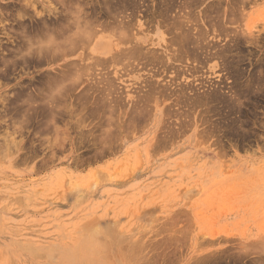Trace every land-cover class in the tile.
Here are the masks:
<instances>
[{
  "label": "rangeland",
  "instance_id": "1",
  "mask_svg": "<svg viewBox=\"0 0 264 264\" xmlns=\"http://www.w3.org/2000/svg\"><path fill=\"white\" fill-rule=\"evenodd\" d=\"M27 1L0 0V19L6 15L2 22L8 27L4 32L0 25L2 46L8 42L14 47L10 41L20 40L17 21L29 25L35 20ZM31 1L48 20L54 17L46 9H64L57 0ZM181 1L176 0L168 14H176V19L178 13L189 15L188 23L181 16L179 21L194 28L193 37L206 29L203 48L189 44L183 50L174 44L182 60H166L169 37L177 32L174 17L170 22L169 15H137L133 20L141 21L149 42L158 41L160 34L164 37L165 47L154 46L157 61L145 66L143 61L138 66L94 65L74 90L79 95L86 92L82 104L72 91L65 102L70 111L56 120L47 122L51 118L45 114L40 121L23 116L24 111L19 115L15 107L21 110L20 100L11 106L9 102L19 85L32 90L45 84L41 79L46 80L49 71L69 69L66 64L77 60V52L15 66L13 71L5 67L0 94L10 97L6 108L16 114L0 104V264L69 263L66 251L83 248L80 240L85 235L84 243L91 239V249L100 255L90 254L85 243L88 260L97 259L89 264H264V0H188L191 4L185 8ZM140 3L142 11H155L169 0ZM12 12L26 16L20 20ZM168 22L176 32L167 31ZM10 25L11 32L16 27V36L8 30ZM7 44L0 50L10 57L14 52L9 49H15ZM103 79H113V86L107 87ZM150 82L152 89L146 85ZM93 238L99 241L96 246ZM118 246L126 247V255ZM76 257L73 264H79Z\"/></svg>",
  "mask_w": 264,
  "mask_h": 264
},
{
  "label": "bare ground",
  "instance_id": "2",
  "mask_svg": "<svg viewBox=\"0 0 264 264\" xmlns=\"http://www.w3.org/2000/svg\"><path fill=\"white\" fill-rule=\"evenodd\" d=\"M19 1V0H18ZM49 0H46V2H48ZM56 1V0H55ZM59 4H61V7L64 6V9H60L59 11H56V8H48L46 9L47 13L49 16H50V12H52L53 14V17L54 19L51 20V19H47L44 14L45 12L43 13L42 11L40 12L39 10H36L35 9V5H34V1L32 2L31 0L27 1L26 2V5L29 4L30 7H32V9L34 10V15L33 17H35V20L33 21V19H31V23L29 25H27V22H23L24 20H21L20 18L23 19V17L26 16V14L22 13L20 14L22 11H19V8L17 10V12L19 11L20 13H16V12H12V14L16 13L18 15V18L21 20L20 22H18V18L17 16L15 15L14 18H16L15 20H12L11 22L14 23V21H17V23H19L17 26V29H18V32L15 31L16 30V27H15V30L14 32H17L19 33L18 34H14V32L12 33L11 30L14 29L12 27L14 26H9L11 28H9L8 30H10V33L14 34V36L16 37H20L19 41H15L17 38H13V40L9 39V37H7V41L8 40H11L10 42H13L15 43L14 47L12 46H8V42L3 44V46L6 47V44H7V47H12L14 48L15 50L13 51H10L9 49V53L10 52H14L12 54V56L10 55V57L8 55H5L6 52L3 53V51L0 50V67L3 68V69H0V77L1 76H6V74L8 73L5 69V67L7 66H10V68L12 69V71L15 69L14 67L15 66H21L22 68H24V65H28V64H31V62H37L39 63L40 61H43L42 59H45L46 57L48 58H57L58 54L60 57H64L66 55V53H69V54H73L74 52H77V60L76 61H70L67 62V66L69 67V69H64L63 71H60V69L62 70V68L59 69V72L58 73H54V74H50V71L48 73V76L45 77L46 80L44 79H41L42 80V84L45 83L44 85H41V83H38V85L36 86V88L32 89L31 88H27L26 86L24 85H19L20 88L18 89V91L16 90V92L14 91L12 96H11V102L8 101V99L10 98L7 94H5L6 96L2 97V95L0 96V104L2 103L3 106L7 103L6 102H9L11 103L9 106L12 105V101H19L20 100V103H21V110H19V108L17 107L16 104H14V107L16 105V113L17 112H23L25 114L22 113V115L24 116H28V117H32V116H37L40 120V117L42 115L43 118H45V114L46 115H49V117L51 119H48L47 122H49L50 120H56V118L58 119L59 117H61L65 112L68 113L70 111L69 107L65 105V102H69L67 101V99L70 100V95L72 93V96L74 94H77V104H82L81 100L83 98H86V94H82V93H86V92H81L80 91V95L78 94L77 92H74V90L77 88V86L79 87L83 80H82V77H83V74L85 73V71H88L90 68H94V65H101L102 66H105V64H108L109 65H112V64H117L118 62L119 63H124V65H137L139 64L140 61H143L142 63L144 64L143 66H145V64L147 65L148 63H152L154 61H157L158 57V52L156 51V48L154 47L155 45H160V44H163L164 43V37L162 34H160L159 36V39L158 41H153V42H149L150 38L146 37L145 33H143V28L142 29V24H141V21L138 20L137 23L134 22L133 19H135V17H145V16H148L149 18H154L155 16L157 17L158 15H161L163 16L164 18H166L169 14L168 12L170 11L171 12V9L172 8V5L175 4V1L176 0H169V3L164 5L163 8H160V9H157L155 11H151L149 10V8H146L142 11L141 6L142 4L140 2H144V0H95L92 2H90V4H88L87 1L85 0H57ZM191 1V0H190ZM190 1L188 0H182L181 1V4L184 6L185 8V5L187 4V6L189 5ZM198 1V0H197ZM21 2V1H20ZM36 2V1H35ZM54 2V1H53ZM158 2V1H157ZM189 2V3H188ZM215 2V1H214ZM51 3V2H50ZM57 3V2H56ZM70 3H74L73 5L75 7L71 8V6H68L70 5ZM83 7H82V5ZM161 3V1H160ZM192 3H193V0H192ZM217 3V2H216ZM21 4V3H20ZM77 4V5H76ZM90 5V9L88 11L85 10V7L86 5ZM180 4V6H181ZM191 4V3H190ZM215 4V3H214ZM213 4V5H214ZM221 4V3H220ZM10 5V4H9ZM48 5V4H47ZM51 5V4H50ZM80 5V6H79ZM217 5V4H216ZM215 5V6H216ZM14 6V5H13ZM162 6V5H161ZM179 6V5H178ZM54 7V6H53ZM148 7V5H147ZM160 7V6H159ZM190 7V6H189ZM171 8V9H170ZM188 8V7H186ZM218 8V7H217ZM1 9V8H0ZM4 9V8H3ZM2 9V10H3ZM15 9V8H14ZM43 10L45 8H42ZM190 9V8H188ZM187 9V10H188ZM213 9H214V6H213ZM219 9V8H218ZM217 9V10H218ZM5 10V9H4ZM52 10V11H51ZM55 10V12H54ZM175 10V9H174ZM177 10V9H176ZM179 12H181V10H183V8L181 9H178ZM186 10V9H185ZM184 10V12H185ZM191 11V9H190ZM210 11V9H209ZM214 11V10H213ZM4 12V11H3ZM1 10H0V15L3 13ZM178 12V11H177ZM176 12V13H177ZM187 12V11H186ZM185 12V13H186ZM189 12V11H188ZM8 13V12H7ZM175 13V12H174ZM183 13V12H182ZM210 13V12H209ZM12 14H9V15H12ZM172 14V13H171ZM184 14V13H183ZM187 14V13H186ZM185 14V15H186ZM4 15V14H3ZM188 15V14H187ZM197 15V14H196ZM6 16V15H4ZM3 16V17H4ZM160 16V17H161ZM166 16V17H165ZM176 16V14L174 15ZM173 14L172 16L169 15V18L171 19L170 22H172V19H173ZM178 21H177V24L176 23V17H174L175 21L173 20L172 25L176 26V30L177 32L173 29V27H169V22H168V25H166V28H167V31H169L170 28L171 31H175L176 32V35H174V38H170V43H169V49H167L168 52H166V49L163 50L162 52H166V53H169L171 50V53L169 55V57L166 56V60L169 59V61L171 60L172 62L173 61H177V60H182L181 57H178L177 54L175 53V50L174 49H185V46L187 47H190L189 44H191V47L193 48V45L199 49L203 48V45L205 44V35L204 32L206 29L203 28H200L198 31H196L197 33L195 34V36H191L192 35V31L194 28L192 27H183V25L189 21V19H187L189 17V15L187 16H182V15H179L178 13ZM179 16L183 17L181 19H184L185 18V23L184 21L182 20V23H180L179 21ZM3 17H1L0 19V25L2 26V29L3 31L5 32V28H8L6 25V27L4 26V22L3 21ZM8 17V15H7ZM10 17V16H9ZM13 17V15H12ZM159 17V18H160ZM3 18V19H2ZM13 18V19H14ZM28 18V17H27ZM158 18V19H159ZM162 18V17H161ZM190 18V17H189ZM197 18V16H196ZM11 19V18H10ZM25 19V18H24ZM138 19V18H137ZM145 19V18H144ZM180 19V20H181ZM207 19V18H206ZM5 20V19H4ZM147 20V19H146ZM160 20V19H159ZM163 20V19H162ZM161 20V21H162ZM168 20V19H167ZM167 20L165 19V21L167 22ZM133 21V22H132ZM151 21V20H150ZM160 21V22H161ZM10 22V23H11ZM34 22V23H33ZM149 22V21H148ZM179 22V24H178ZM200 22V21H199ZM144 23V22H143ZM150 23V22H149ZM184 23V24H183ZM188 23V22H187ZM161 24V23H160ZM164 24V23H163ZM181 24V26H179ZM183 24V25H182ZM192 24V22H191ZM209 24V23H208ZM215 24V23H214ZM15 25V23H14ZM170 25V26H171ZM178 25V27H177ZM193 25V24H192ZM191 25V26H192ZM161 26V25H160ZM213 26V25H212ZM162 27V26H161ZM195 27V26H194ZM209 27V26H208ZM214 27V26H213ZM212 28L211 31H212ZM1 28V27H0ZM148 28V27H147ZM146 28V29H147ZM150 29V28H149ZM165 29V28H164ZM1 30V29H0ZM7 30V29H6ZM8 30H7V33H8ZM209 30V28H208ZM207 30V31H208ZM216 30V29H215ZM2 31V30H1ZM0 31V33H1ZM2 31V32H3ZM147 31V30H146ZM3 32V34H4ZM206 33H209V32H206ZM11 34V35H12ZM210 35V33H209ZM7 36V34H6ZM9 36V35H8ZM3 37V36H2ZM12 38V36H10ZM167 39V38H166ZM172 39V40H171ZM246 39V38H245ZM18 40V39H17ZM4 41V40H3ZM2 41V42H3ZM208 41V40H207ZM244 41V40H243ZM162 42V43H161ZM11 44V43H10ZM176 44V45H174ZM193 44V45H192ZM12 45V44H11ZM151 45V46H150ZM164 47L166 46V44L164 43L163 44ZM173 45L175 47H178V48H173ZM3 46L1 45V40H0V49L3 48ZM25 47V49H24ZM186 47V48H187ZM218 47V46H217ZM7 49V48H6ZM7 50H4V51H8ZM24 49V51L22 50ZM27 49V50H26ZM190 49V48H189ZM242 49V48H241ZM3 50V49H2ZM12 50V49H11ZM26 50V51H25ZM217 50V49H216ZM225 50V49H224ZM19 51H23L25 55H22V53H17ZM159 51V50H158ZM197 51V50H196ZM157 52V53H156ZM17 53V54H16ZM161 53V52H160ZM219 53V52H217ZM221 53V52H220ZM225 53V52H224ZM223 54V53H222ZM16 55H21L20 58L18 59V56L16 57ZM8 56V57H7ZM58 56V57H59ZM230 56V55H229ZM217 57V56H216ZM224 57V56H223ZM236 57V56H235ZM221 58V57H220ZM225 58V57H224ZM76 59V58H75ZM219 59V58H218ZM227 59V58H226ZM238 59V58H237ZM52 60V59H51ZM55 60V59H54ZM74 60V59H73ZM240 60V59H239ZM49 62V60H47ZM53 61V60H52ZM69 61V60H68ZM237 61V60H236ZM148 62V63H147ZM185 62V61H183ZM181 62V64L183 63ZM187 62V61H186ZM191 62V61H190ZM223 62V61H222ZM264 62V61H263ZM69 63V65H68ZM160 63V62H159ZM73 64V65H72ZM104 64V65H103ZM141 64V62H140ZM139 64V65H140ZM222 64V63H221ZM236 64V63H235ZM131 65V66H133ZM64 66V65H63ZM73 66V68L71 67ZM122 66V65H121ZM125 66H123L122 68H124ZM67 67V68H68ZM112 67V66H111ZM155 67V66H154ZM8 68V67H7ZM32 68V67H31ZM37 68V67H36ZM66 68V67H65ZM127 68V67H126ZM141 68V66H140ZM184 68V67H183ZM223 68V67H222ZM21 69V68H20ZM98 69V68H97ZM102 69V68H101ZM120 69V67H119ZM193 69V68H192ZM227 69V68H226ZM22 70V69H21ZM58 70V69H57ZM91 70V69H90ZM95 70V69H94ZM103 70V69H102ZM106 70V69H105ZM109 70V69H107ZM183 70V69H182ZM230 70V69H229ZM6 71V72H5ZM11 71V70H10ZM9 71V72H10ZM92 71V70H91ZM100 71V69H99ZM110 71V70H109ZM127 71V70H126ZM134 71V70H133ZM152 71V70H151ZM54 72V71H52ZM56 72V71H55ZM125 72V71H124ZM135 72V71H134ZM176 72V71H174ZM228 72V71H227ZM5 73V74H4ZM47 73V72H46ZM45 73V74H46ZM95 73V72H94ZM97 73V72H96ZM101 73V72H99ZM103 73V72H102ZM111 73V71H110ZM132 73V72H131ZM165 73V72H163ZM237 73V72H236ZM50 74V75H49ZM98 74V73H97ZM96 74V75H97ZM123 74V73H122ZM136 74V73H135ZM173 74V73H171ZM177 74V73H176ZM174 73V75H176ZM239 74V73H238ZM88 75H89V72H88ZM101 76L103 74H100ZM116 75V74H115ZM92 76V75H91ZM94 76V75H93ZM121 76V75H119ZM123 76V75H122ZM125 76V75H124ZM253 76V75H252ZM88 77V76H87ZM95 77V76H94ZM106 77V76H105ZM108 77V76H107ZM116 77V76H115ZM153 77V74L152 76H150V78ZM177 77V76H176ZM179 77V75H178ZM251 77V76H250ZM258 77V76H257ZM261 77V76H260ZM39 77L37 76V81L39 82L40 78L38 79ZM42 78V77H41ZM111 78V77H110ZM146 78V77H145ZM149 78V77H148ZM238 78V77H237ZM256 78V77H255ZM262 78V77H261ZM102 80V78H100ZM173 79V78H172ZM225 79V78H224ZM44 80V81H43ZM104 80V79H103ZM115 80V79H114ZM148 80V79H147ZM163 80V79H162ZM177 80V79H176ZM261 80V79H260ZM105 83L106 81L108 82V86H113V79L112 80H104ZM171 81V80H170ZM249 81V80H248ZM19 82V81H18ZM96 82V81H95ZM251 82V81H250ZM97 83V82H96ZM95 83V84H96ZM100 82H98L99 84ZM102 83V81H101ZM100 83V84H101ZM151 83V82H150ZM146 84L148 86V88H151L152 89V83L150 84ZM159 83V82H158ZM253 83V82H252ZM251 83V84H252ZM17 84V83H16ZM21 84V83H20ZM30 84V83H29ZM27 84V85H29ZM34 84V81L33 83ZM31 84V85H32ZM83 84V83H82ZM133 84V83H132ZM246 84V83H245ZM122 85V84H121ZM145 85V86H146ZM168 85V84H167ZM218 85V84H217ZM250 85V84H249ZM247 85V86H249ZM254 85V84H253ZM17 86V85H16ZM30 86V85H29ZM92 86V85H91ZM94 86V85H93ZM116 86V85H115ZM181 86V85H180ZM184 86V85H183ZM182 86V87H183ZM258 86V84H257ZM31 87V86H30ZM103 87V86H102ZM159 87V86H157ZM186 87V86H185ZM195 87V86H194ZM252 87V86H251ZM110 88V87H109ZM114 89V87H112ZM155 88V87H154ZM189 88V87H188ZM193 88V87H192ZM255 88V87H254ZM27 89H30L27 90ZM96 89V88H95ZM108 89V88H107ZM106 89V90H107ZM156 89V88H155ZM180 89V88H179ZM218 89V88H217ZM252 89V88H251ZM94 90V88H93ZM142 90V89H141ZM182 90V88H181ZM211 90V89H210ZM209 90V91H210ZM214 90V89H213ZM246 90V89H245ZM256 90V89H255ZM99 91V90H98ZM111 91V90H110ZM117 91V90H116ZM152 91V90H151ZM151 91L148 92L150 93L151 95ZM158 91V90H156ZM163 91V90H161ZM180 91V90H179ZM178 91V92H179ZM217 91V90H216ZM250 91V90H249ZM97 92V91H96ZM100 92V91H99ZM106 92V91H105ZM104 92V93H105ZM112 92V91H111ZM160 92V91H159ZM158 92V93H159ZM177 92V93H178ZM109 93V91H108ZM115 93V92H114ZM121 93V91H120ZM124 93H126L124 91ZM143 93V92H142ZM167 93V92H165ZM164 93V95H165ZM182 93V92H181ZM180 95L182 96L183 94L185 93H182ZM187 93V92H186ZM218 93V92H217ZM220 93V92H219ZM249 93V92H248ZM90 94V93H89ZM92 94V93H91ZM106 94V93H105ZM110 94V93H109ZM145 94V93H144ZM157 94V93H156ZM179 94V93H178ZM196 94V93H195ZM231 94V93H230ZM234 94V93H233ZM238 94V93H237ZM246 94V93H245ZM154 95V94H153ZM189 95V94H188ZM191 95V94H190ZM189 95V96H190ZM218 95V94H217ZM90 96V95H89ZM95 96V95H94ZM102 96V95H101ZM117 96V95H116ZM131 96V95H130ZM161 96V95H160ZM163 96V95H162ZM167 96V95H166ZM169 96V95H168ZM184 96V95H183ZM202 96V95H201ZM215 96V95H214ZM213 96V97H214ZM113 97V96H112ZM154 97V96H153ZM185 97V96H184ZM187 97V96H186ZM197 97H200V96H197ZM212 97V96H211ZM217 96H215L216 98ZM119 98V97H118ZM138 98V97H137ZM190 98V97H189ZM196 98V96H195ZM262 98V97H261ZM76 99V97H75ZM158 99V98H157ZM164 99V98H163ZM178 99V98H177ZM181 99V98H180ZM218 99V97L216 98ZM235 99V98H234ZM215 100V99H214ZM221 100V99H220ZM224 100V99H222ZM92 101V100H91ZM94 101V100H93ZM115 101V100H114ZM134 101V100H133ZM152 101V100H151ZM175 101V100H174ZM199 101V100H198ZM104 102V101H103ZM147 102V101H146ZM156 102V101H155ZM154 102V103H155ZM17 103V102H16ZM86 103V102H85ZM90 103V102H89ZM111 103V102H110ZM116 103V102H115ZM138 103V102H137ZM150 103V102H149ZM178 103V102H177ZM198 103V102H197ZM1 104V105H2ZM19 104V103H18ZM62 104V105H61ZM64 104V106H63ZM88 104V102H87ZM141 104V103H140ZM4 106L5 109H7L6 107L7 106ZM69 105V103H68ZM120 105V104H119ZM8 106V107H9ZM66 106V107H65ZM80 106V105H79ZM139 106V105H138ZM63 107V109H62ZM123 107V106H122ZM133 107V106H132ZM143 107V106H142ZM173 107V106H172ZM212 107V106H211ZM95 108V107H94ZM113 108V106H112ZM135 108V107H134ZM167 108V107H166ZM242 108V107H241ZM8 109H11L10 107ZM7 109V110H8ZM85 109V108H83ZM96 109V108H95ZM121 109V107H120ZM176 109V108H175ZM12 110V109H11ZM11 110H8V111H11ZM77 109H75L76 111ZM86 110V109H85ZM114 110V108H113ZM123 110V109H122ZM134 110V109H132ZM145 110V109H144ZM204 110V109H203ZM1 111V110H0ZM109 111V110H108ZM107 111V112H108ZM140 111V110H138ZM231 111V109H230ZM6 111H4V114H5ZM12 112V111H11ZM10 112V113H11ZM13 112L15 113V111L13 110ZM12 112V113H13ZM104 112V111H103ZM112 112V111H111ZM132 112V111H131ZM201 112V111H200ZM8 113V112H6ZM11 113V114H12ZM15 113V114H16ZM17 113V114H19ZM75 113V112H74ZM95 112L91 113L90 114H94ZM102 113V112H101ZM114 113V112H113ZM116 113V112H115ZM127 113V112H126ZM134 113V112H133ZM136 114H138L137 112H135ZM142 112H140L141 114ZM230 113V112H229ZM105 114V113H104ZM103 114V115H104ZM112 114V113H111ZM139 114V115H140ZM148 114V113H147ZM171 114V113H170ZM173 114V113H172ZM223 114V113H222ZM20 115V114H19ZM86 115V114H85ZM97 115V114H95ZM126 115V114H125ZM134 116V114H132ZM137 115V116H139ZM224 115V114H223ZM11 116V115H10ZM13 116V115H12ZM15 116V115H14ZM21 116V118L23 117ZM68 116V115H67ZM108 116H109V113H108ZM130 116V115H129ZM128 116V117H129ZM41 117V119H42ZM74 117V116H73ZM102 117V116H100ZM136 117V116H135ZM140 117V116H139ZM211 117V116H209ZM240 117V116H239ZM5 118V117H4ZM38 118H35L38 119ZM86 118V117H85ZM120 118V117H119ZM28 119V118H27ZM31 119V118H30ZM94 119V118H93ZM109 119V118H108ZM111 119V117H110ZM126 119V117H125ZM131 119V118H130ZM210 119V118H208ZM25 120V119H24ZM33 120V119H32ZM52 120V121H53ZM105 120V119H104ZM41 121V120H40ZM39 121V122H40ZM95 121V120H94ZM99 121V120H98ZM117 121V120H116ZM110 122V120H109ZM37 123V122H35ZM42 123V122H41ZM40 123V124H41ZM54 123V122H53ZM64 123V122H63ZM113 123V122H112ZM117 123V122H116ZM115 123V125H116ZM132 123V122H131ZM27 124V123H26ZM48 124V123H47ZM57 124V123H56ZM78 124V123H77ZM80 124V123H79ZM101 125V123H99ZM133 124V123H132ZM49 125V124H48ZM47 125V126H48ZM53 125V124H52ZM93 125V124H92ZM134 125V124H133ZM46 126V127H47ZM51 126V125H50ZM75 126V125H74ZM79 126V125H77ZM232 126V125H231ZM41 127V126H40ZM53 127H57V126H53ZM98 127V126H97ZM101 127V126H100ZM110 127V126H109ZM59 128V127H58ZM56 128V129H58ZM64 128V127H63ZM106 128V126H105ZM41 129V128H40ZM51 130V128H49ZM55 129V128H54ZM55 129V132L57 131ZM111 129V128H110ZM109 129V130H110ZM43 130V129H42ZM47 130V129H46ZM70 130V129H69ZM107 130V129H106ZM48 131V130H47ZM94 131V130H93ZM111 131V130H110ZM123 131V130H122ZM91 132V131H90ZM84 133V132H83ZM93 133V132H92ZM101 133V132H100ZM113 133V132H112ZM120 133V132H119ZM108 134V132H107ZM94 141V140H92ZM96 229V228H95ZM97 230V229H96ZM101 230V229H100ZM90 232V231H89ZM94 232V231H93ZM114 232V231H112ZM91 233V232H90ZM93 234V233H92ZM105 234V233H104ZM89 235V234H88ZM97 235V234H95ZM92 237V235H89ZM108 236V235H107ZM114 236V235H113ZM86 235H85V239H82L80 240L81 241V244H83V248L82 246L80 247L79 251L81 250V252H76L74 253V251H77V247L74 251H66V254H70V258L66 256L65 259H69V263L68 262H65V264H73L74 263V259H76L78 256V261L79 264H89L90 262H88L89 260H93V259H96L94 258L93 254L95 253V251L97 250L96 247H93L95 251H93V249H91V244H90V240L87 242L89 243L90 245V250L88 249L89 245L86 246L87 242L84 243L83 240L86 241ZM104 237V236H103ZM88 239V238H87ZM97 239V238H96ZM119 239V238H118ZM94 240V238H93ZM110 240V239H109ZM112 240V239H111ZM122 240V238H121ZM124 241V240H123ZM126 241V240H125ZM135 241V240H134ZM133 241V242H134ZM83 242V243H82ZM95 242V245L96 246V243H98L97 241H93ZM102 243V241H100ZM136 242V241H135ZM138 242V241H137ZM91 243H92V240H91ZM108 243V242H107ZM119 243V241H118ZM132 243V242H131ZM130 243V244H131ZM78 244V243H77ZM80 244V243H79ZM94 244V243H93ZM100 244V243H99ZM99 244H97V246H99ZM104 244V243H102ZM116 244V243H115ZM121 244V243H120ZM85 245V246H84ZM111 245V244H110ZM107 246V244H106ZM122 247V245H120ZM132 246H133V243H132ZM142 246V244H141ZM125 247V246H124ZM134 247V246H133ZM82 248V249H81ZM126 248V247H125ZM124 248V249H125ZM70 249V248H69ZM102 249V248H101ZM122 254L124 255L125 253H123V248H118ZM123 249V250H122ZM91 252H94L92 254V252L90 253L89 251ZM140 250V249H139ZM83 251V252H82ZM99 252V250H97ZM102 251V250H101ZM118 251V252H120ZM127 251V250H126ZM68 252V253H67ZM97 252V253H98ZM105 251H103L104 253ZM129 251H127L128 253ZM134 252V251H133ZM71 253H74L71 255ZM78 253H81L80 255ZM92 254L93 258L90 257V259L88 260L89 256H91L90 254ZM96 254V256H98V254ZM75 254H78V255H75ZM101 254V253H100ZM120 254V253H119ZM121 254V255H122ZM130 254V253H129ZM134 254H136L134 252ZM75 255V256H73ZM126 255V254H125ZM133 255V254H132ZM69 256V255H68ZM72 256V257H71ZM100 256V255H99ZM98 256V257H99ZM102 256V254H101ZM106 256V255H105ZM135 256V255H134ZM137 256V254H136ZM63 257V256H62ZM103 257V256H102ZM120 257V255H119ZM124 257V256H122ZM132 257V256H131ZM130 257V258H131ZM92 258V259H91ZM126 258V257H125ZM128 258V257H127ZM126 258V260H127ZM133 258V257H132ZM138 258V256H137ZM105 259V258H104ZM107 259V258H106ZM110 259V258H109ZM74 260V261H72ZM122 260V259H121ZM125 260V261H126ZM135 260V259H134ZM97 262V259L94 260ZM93 261V262H94ZM128 261V260H127ZM71 262V263H70ZM95 262V263H96ZM102 262V261H101ZM124 262V261H123ZM99 263V262H98ZM103 263V262H102ZM126 263V262H125ZM94 264V263H93Z\"/></svg>",
  "mask_w": 264,
  "mask_h": 264
}]
</instances>
